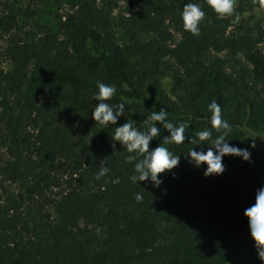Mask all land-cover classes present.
Returning <instances> with one entry per match:
<instances>
[{"label":"trees","instance_id":"16d2710c","mask_svg":"<svg viewBox=\"0 0 264 264\" xmlns=\"http://www.w3.org/2000/svg\"><path fill=\"white\" fill-rule=\"evenodd\" d=\"M189 2L205 12L198 36L182 27ZM66 4L46 23L0 0V264H262L243 211L264 185V154L262 166L253 148L250 161L225 156V171L208 177L185 155L213 100L230 145L264 131V28L231 29L207 0ZM244 7L259 5L240 0L232 15ZM97 81L116 86L109 103L125 105L117 126L145 130L161 108L190 125L184 144L164 145L181 159L160 188L133 184L129 153L109 147L116 126L91 119Z\"/></svg>","mask_w":264,"mask_h":264},{"label":"clouds","instance_id":"9594fccd","mask_svg":"<svg viewBox=\"0 0 264 264\" xmlns=\"http://www.w3.org/2000/svg\"><path fill=\"white\" fill-rule=\"evenodd\" d=\"M259 5V9L264 10V0H254ZM210 9L222 18L232 15L234 12V0H207ZM180 18L182 27L193 36L200 34L199 25L205 18V12L197 3H186L181 12ZM117 94L115 85L96 82V91L92 95V101H96L90 112V117L96 123L105 128L115 125V130L110 136L109 147L116 152V145L119 143L129 155L127 162L133 163V174L129 177L133 184L148 182L152 188H160L163 183L161 174L171 172L179 165L180 155L174 154L164 145H182L185 143V129L190 127L187 122L174 124L168 119L165 108L154 111L145 118V130H139L133 123L125 121L117 126V121L125 112L123 103H109ZM209 127L196 133L195 139L188 137V143L194 145L185 155V159L195 169L203 168V175H221L225 171L223 157L235 156L243 161H250V148H255V143H250L248 147H240L229 144L227 139L231 132V125L228 120L222 117L221 107L215 101L207 105ZM161 129L166 130L169 135L164 137L158 146L151 148L150 143L161 136ZM213 131L217 133L213 137ZM256 137H259L258 135ZM251 138V137H250ZM207 142V144L205 143ZM210 145V146H208ZM196 146L201 147L196 150ZM108 168L101 167L96 174L99 180L108 173ZM174 175V174H173ZM113 184L120 182L119 177L111 181ZM141 187V186H140ZM135 200L141 202L143 195L137 193ZM243 216L247 219V227L253 247L257 252L259 260L264 264V185L260 186L254 196V203L243 211Z\"/></svg>","mask_w":264,"mask_h":264},{"label":"rangeland","instance_id":"374dc122","mask_svg":"<svg viewBox=\"0 0 264 264\" xmlns=\"http://www.w3.org/2000/svg\"><path fill=\"white\" fill-rule=\"evenodd\" d=\"M21 9L29 8L35 10L37 13V20L40 22L52 23L55 20V16L60 14L63 15L67 12L66 0H17ZM240 0H234V9L238 6ZM122 9V8H121ZM231 29L241 27L248 28L253 27L256 24H260L264 28V10L259 7H244V11L239 14L230 15ZM6 67L4 62L0 64ZM167 92L171 95V84L165 82ZM259 137H256V136ZM255 143L256 147L253 148L257 155V159L260 164L264 154V131L255 134L250 139V143ZM262 166V164H261ZM261 167L262 176H264V168ZM230 264H239L237 261H233Z\"/></svg>","mask_w":264,"mask_h":264}]
</instances>
